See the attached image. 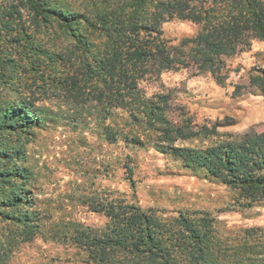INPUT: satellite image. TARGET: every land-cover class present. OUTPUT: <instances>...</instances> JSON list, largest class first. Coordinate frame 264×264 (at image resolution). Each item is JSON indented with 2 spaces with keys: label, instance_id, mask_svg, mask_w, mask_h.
I'll use <instances>...</instances> for the list:
<instances>
[{
  "label": "trees",
  "instance_id": "obj_1",
  "mask_svg": "<svg viewBox=\"0 0 264 264\" xmlns=\"http://www.w3.org/2000/svg\"><path fill=\"white\" fill-rule=\"evenodd\" d=\"M174 18L199 29L173 44L161 25ZM52 21L74 41L67 55L49 51L34 36L38 26ZM254 39L264 42V0H87L83 11L61 0H0V214L27 233L25 240L34 232L32 214L18 207L32 204L22 187L29 172L20 164L22 150L7 134L38 124L41 113L8 91L19 67L34 70L56 57L76 66L103 119H110L114 110L125 113L126 124L138 130L131 137L125 133V140L149 143L186 167L207 171L234 189L247 206L264 200V130L249 129L202 147L179 145L221 135L219 124H197L184 109L176 112L173 88L147 95L141 86L175 68L209 73L222 85L225 59L249 49ZM252 83L264 96V76L253 77ZM239 88L236 85L233 93ZM104 130L114 142L116 131L110 125ZM93 210L106 216L105 228L77 236L93 264H264L262 226L222 235L223 223L209 212L180 210L164 217L125 198L97 203Z\"/></svg>",
  "mask_w": 264,
  "mask_h": 264
},
{
  "label": "rangeland",
  "instance_id": "obj_2",
  "mask_svg": "<svg viewBox=\"0 0 264 264\" xmlns=\"http://www.w3.org/2000/svg\"><path fill=\"white\" fill-rule=\"evenodd\" d=\"M61 1L78 11L87 8V0ZM161 28L164 37L177 44L194 35L199 25L174 18ZM34 36L51 52L67 55L74 47L56 21L38 26ZM56 60L42 61L34 70L19 67L8 91L29 101L42 121L7 134L22 150L20 164L29 172L22 187L32 204L18 207L32 214L34 232L25 240L27 233L0 214L2 264H93L77 236L81 231L102 232L107 218L93 209L109 199L125 198L164 217L180 210L209 212L223 223L222 235L264 227V200L247 206L234 189L207 171L186 167L149 143L125 140V133H138L126 124L125 113L114 110L110 119H103L104 112L89 99L90 85L79 81L76 66ZM223 71L227 78L222 85L193 68L166 70L141 83L147 95L173 88L176 112L184 109L197 124H219L221 135L177 144L202 147L249 129L264 130V96L252 83L253 77L264 76V42L254 39L249 49L227 57ZM236 85L240 88L234 94ZM106 125L116 131L114 142L105 135Z\"/></svg>",
  "mask_w": 264,
  "mask_h": 264
}]
</instances>
